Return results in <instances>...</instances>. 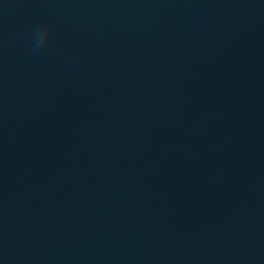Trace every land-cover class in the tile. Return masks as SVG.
Wrapping results in <instances>:
<instances>
[{"label": "water", "instance_id": "obj_1", "mask_svg": "<svg viewBox=\"0 0 264 264\" xmlns=\"http://www.w3.org/2000/svg\"><path fill=\"white\" fill-rule=\"evenodd\" d=\"M0 264H264V0H0Z\"/></svg>", "mask_w": 264, "mask_h": 264}, {"label": "clouds", "instance_id": "obj_2", "mask_svg": "<svg viewBox=\"0 0 264 264\" xmlns=\"http://www.w3.org/2000/svg\"><path fill=\"white\" fill-rule=\"evenodd\" d=\"M51 32L50 26H43L41 29L35 34V45H34V51L39 49L41 45L44 44V42L48 39Z\"/></svg>", "mask_w": 264, "mask_h": 264}]
</instances>
